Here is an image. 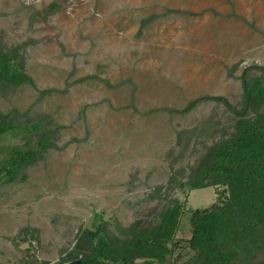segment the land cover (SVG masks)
<instances>
[{"label":"rangeland","instance_id":"374dc122","mask_svg":"<svg viewBox=\"0 0 264 264\" xmlns=\"http://www.w3.org/2000/svg\"><path fill=\"white\" fill-rule=\"evenodd\" d=\"M15 48L36 87L0 79V110L33 118L0 136V165L44 134L65 147L15 181L0 174V264H67L90 253L85 232L99 225L119 252L134 236L122 230L147 234L171 200L185 203L175 238H189L187 210L217 200L195 173L241 116L217 101L181 110L205 95L242 110L240 75L264 74L253 67L264 66V0H0V53ZM46 88L59 91L37 102Z\"/></svg>","mask_w":264,"mask_h":264},{"label":"trees","instance_id":"16d2710c","mask_svg":"<svg viewBox=\"0 0 264 264\" xmlns=\"http://www.w3.org/2000/svg\"><path fill=\"white\" fill-rule=\"evenodd\" d=\"M17 50L0 53V79L13 86L27 83L36 87L30 75L13 66ZM253 67L264 73V66ZM250 70L246 68L240 75L244 95L242 110H237L227 98L216 95L194 99L181 110L188 112L201 101H217L241 116L237 133L216 143L211 148L214 161L195 173L193 187L216 186L217 200L211 207L187 210L191 236L175 238L185 203L171 200L172 205L162 215L161 222L147 234L138 233L136 225L122 230L134 236L119 252L107 244L101 225L96 230H87L91 251L78 258L81 264H108L109 261L140 264L135 259L141 256L145 257L142 264H250L259 251H264V112L257 118L247 117L250 110L264 102V74L252 76ZM70 86L68 83L66 88ZM57 91L56 88L38 90L37 102ZM30 112L31 109L22 112L18 108L8 112L0 110V136L32 119ZM64 147L45 134L37 147H11L1 162L0 174L8 176L7 182L15 181L28 165L44 160L48 149ZM155 197L152 193L151 198ZM96 238L99 240L94 243Z\"/></svg>","mask_w":264,"mask_h":264},{"label":"water","instance_id":"95a60500","mask_svg":"<svg viewBox=\"0 0 264 264\" xmlns=\"http://www.w3.org/2000/svg\"><path fill=\"white\" fill-rule=\"evenodd\" d=\"M67 264H81V259H76V260H73L71 262H68ZM108 264H128L126 262H123V261H109Z\"/></svg>","mask_w":264,"mask_h":264}]
</instances>
